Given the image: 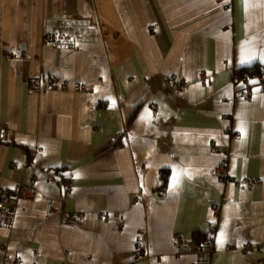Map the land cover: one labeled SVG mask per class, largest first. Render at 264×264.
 <instances>
[{
	"label": "crops",
	"instance_id": "crops-1",
	"mask_svg": "<svg viewBox=\"0 0 264 264\" xmlns=\"http://www.w3.org/2000/svg\"><path fill=\"white\" fill-rule=\"evenodd\" d=\"M76 15L91 39H42ZM263 63L264 0H0V190H36L0 216V264H264V87L234 96Z\"/></svg>",
	"mask_w": 264,
	"mask_h": 264
},
{
	"label": "built area",
	"instance_id": "built-area-1",
	"mask_svg": "<svg viewBox=\"0 0 264 264\" xmlns=\"http://www.w3.org/2000/svg\"><path fill=\"white\" fill-rule=\"evenodd\" d=\"M155 27L154 23L147 24L148 30H153ZM95 29L89 23L86 17L80 16H53L46 17L42 23L41 37L44 41L66 49H73L77 44L84 43L91 39L94 35ZM27 53L23 51L21 56H26ZM203 71H198V76L201 77ZM47 87L50 88L54 82V77L51 76L47 80ZM234 82L239 86H235L234 96L235 97H244L246 93H250L254 86L264 87V63L259 67L257 73L251 75H237L234 78ZM82 88H86L83 85ZM42 88L40 84L36 81L31 82L29 86V92H37ZM177 92H182L185 89L184 84H178L175 87ZM225 164L220 161L219 164L213 169V175L222 179L224 182L231 181L232 178L229 176L226 171ZM246 188H250L253 185L252 180H245L243 182ZM36 190L33 186L28 184L18 183L9 188H3L0 190V216L10 213L9 205L17 203L20 199H31L34 197ZM160 193V191H159ZM45 215L49 216L53 212V207L50 202L47 203L45 208ZM119 216V215H118ZM99 218L103 220H108L110 214H99ZM59 225L65 228H76L78 224L84 218V215L81 211H72L65 212L62 211L58 213ZM174 243L180 244L184 243V239L175 235L173 238ZM205 245H213V235L211 233L205 234V237L201 242L194 241L193 247L196 253L209 255L212 249H206ZM131 259L134 264L136 263V257H139V251Z\"/></svg>",
	"mask_w": 264,
	"mask_h": 264
},
{
	"label": "trees",
	"instance_id": "trees-1",
	"mask_svg": "<svg viewBox=\"0 0 264 264\" xmlns=\"http://www.w3.org/2000/svg\"><path fill=\"white\" fill-rule=\"evenodd\" d=\"M262 64H259V65H254L252 68H248L247 70H245V73H242V74H245V75H251V74H253V73H257V71H258V69H259V67L261 66ZM251 93V92H250ZM248 93H246V95L244 96V97H248ZM20 146V145H19ZM23 184V183H22ZM48 202H50L51 203V205H52V207H53V210H54V206H53V202H52V200L51 199H48L47 200V202H46V205H47V203ZM13 205V204H12ZM12 205H9V208H10V213H8V214H5V215H10V214H12V210H13V206ZM46 208V207H45ZM44 211H45V209H44ZM54 212V211H53ZM2 216H4V215H2ZM205 237V235L203 236L202 234H198L197 236H195V240H196V242H201L202 240H203V238Z\"/></svg>",
	"mask_w": 264,
	"mask_h": 264
},
{
	"label": "bare ground",
	"instance_id": "bare-ground-1",
	"mask_svg": "<svg viewBox=\"0 0 264 264\" xmlns=\"http://www.w3.org/2000/svg\"><path fill=\"white\" fill-rule=\"evenodd\" d=\"M41 31H42V25H41ZM27 53V52H26ZM39 91H37V92H32V93H38ZM58 225H59V218H58ZM60 226V225H59ZM61 228H65V227H62V226H60ZM140 254H141V248H140Z\"/></svg>",
	"mask_w": 264,
	"mask_h": 264
},
{
	"label": "rangeland",
	"instance_id": "rangeland-1",
	"mask_svg": "<svg viewBox=\"0 0 264 264\" xmlns=\"http://www.w3.org/2000/svg\"><path fill=\"white\" fill-rule=\"evenodd\" d=\"M31 84V83H30ZM30 86V85H29ZM12 205V204H11ZM183 244H185V242L184 243H180V244H177V246H180V245H183Z\"/></svg>",
	"mask_w": 264,
	"mask_h": 264
},
{
	"label": "water",
	"instance_id": "water-1",
	"mask_svg": "<svg viewBox=\"0 0 264 264\" xmlns=\"http://www.w3.org/2000/svg\"><path fill=\"white\" fill-rule=\"evenodd\" d=\"M180 248H181V249H187V247H183V248H182V247H180Z\"/></svg>",
	"mask_w": 264,
	"mask_h": 264
},
{
	"label": "snow or ice",
	"instance_id": "snow-or-ice-1",
	"mask_svg": "<svg viewBox=\"0 0 264 264\" xmlns=\"http://www.w3.org/2000/svg\"><path fill=\"white\" fill-rule=\"evenodd\" d=\"M243 62V61H242Z\"/></svg>",
	"mask_w": 264,
	"mask_h": 264
}]
</instances>
